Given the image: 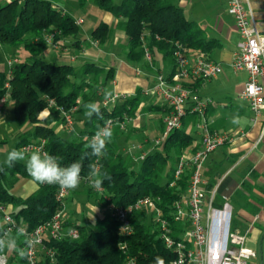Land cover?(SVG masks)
Listing matches in <instances>:
<instances>
[{"label": "trees", "instance_id": "16d2710c", "mask_svg": "<svg viewBox=\"0 0 264 264\" xmlns=\"http://www.w3.org/2000/svg\"><path fill=\"white\" fill-rule=\"evenodd\" d=\"M94 2L120 20L116 27L99 23L91 33L92 39L104 45L109 43L115 31L123 32L126 42L119 47L125 49V59L132 64L146 62L147 46L152 53H161L164 60L169 62L170 72H167V76L171 78L176 70V43H182L188 50H210V42L204 31L188 19L175 0H122L119 4L114 0ZM54 30L57 31L55 40L59 41L78 36L80 26L73 16L53 5L51 0L0 1V42L11 47L23 46L29 54L13 65L10 82L15 121L20 128L26 125H32V128L17 134L13 148L21 149L30 141L46 138L47 152L59 157L62 166L76 161L82 163V178L88 177L90 164H98L103 181L101 186L115 205L128 206L149 195L158 198L159 207L172 218L175 202L187 194L190 181L189 168L177 179L175 169L181 154L191 147L194 138L184 128L176 129L161 148L155 149L141 161L138 169L133 168L134 155L122 152L118 144L125 134L119 122L136 115L141 93L138 91L135 96L121 98L111 110L100 105L99 117L93 115L91 119L86 118L83 105L97 102L91 80L95 85L105 87L114 78L115 69L95 62H85L79 68L74 64L46 60L44 54L48 45L44 33ZM6 80L7 72L0 73V97L5 92L3 86ZM99 95L103 97L105 93ZM49 100L66 110L77 107L79 120H84L79 138L65 137L56 130V124L62 121L60 109L51 108L45 121L39 118L48 107ZM41 115L44 117L46 111ZM110 119L117 123L112 127L113 137L106 146L105 154L100 158L91 156L90 149H86L88 141L97 126H103ZM86 151L89 153L87 156ZM8 176L14 179L11 186L6 183ZM19 176L31 178L24 162H16L11 168L0 163V202L12 204L17 222L33 230L63 208L57 200L59 186L38 183V189L23 198L11 191ZM89 188L92 193L94 188ZM96 199L104 210L103 216L95 224L66 220V230L76 228L80 237L48 239L46 244L56 251V257L52 260L44 256L40 264H124L122 243H127L128 252L136 258L137 264H155L158 256L164 260V264H169L175 257L165 246L151 216L136 213L132 217L133 233L123 236L119 233V223L112 215L109 203L99 194ZM173 224L181 230V223Z\"/></svg>", "mask_w": 264, "mask_h": 264}, {"label": "crops", "instance_id": "0c3cea01", "mask_svg": "<svg viewBox=\"0 0 264 264\" xmlns=\"http://www.w3.org/2000/svg\"><path fill=\"white\" fill-rule=\"evenodd\" d=\"M0 1L9 2L11 0ZM51 1L53 5L73 16V13L69 11H74V8L66 7L68 0ZM86 1L84 0L83 3H86ZM88 1L95 4L94 0ZM114 1L116 2V0ZM121 1L116 3L119 4ZM241 1L250 10L251 17L260 33L264 34V0ZM80 2L82 4V0ZM175 3L184 9L189 20L195 22L204 31L206 39L210 42V50L208 51L189 50L191 60L203 55L223 66V72L216 77L204 82L189 83L193 85V89L202 98L209 99V103L204 115L189 114L184 118L182 128L194 138L191 147L184 152L193 153L200 147L203 134L201 125L203 123L208 124L210 131L226 133L229 136L230 139L219 145L205 162L203 172L205 187L208 197L215 191L216 204L223 201L222 197L224 195L229 196L234 209L233 228L242 233H247L246 246L255 253L247 264H264V134L262 137L264 111L259 117H255L248 101L239 97L247 82L248 72L245 70L237 71L231 65L240 40V33L234 17L228 11L229 0H175ZM106 12L108 15L103 22L116 27L120 18L108 11ZM123 35L126 40L125 34ZM70 41L76 44L78 60L74 56L67 58L66 52L71 51L68 48ZM58 42L61 46L67 47L59 51L60 56L55 58V63L74 64L80 68L85 62H95L101 66L115 69L114 78L103 87L105 96H109L116 91L126 93L129 97L135 96L138 91L141 93V101L136 110V115L127 121L125 134L121 137L128 142L127 147L120 148L122 152L127 154L130 147L136 146L133 155L138 156L142 152L148 155L155 149H159L160 147L152 144L148 138H140L142 131L140 125H138L139 118L147 114L152 117V129L162 134L164 130L163 119L169 111L165 101L158 95L143 94L144 89L154 85L156 76L159 74L152 70L156 68L154 64L150 66H146L148 62L132 64L124 58L125 56L122 57L113 52L107 54V57H102L103 47L106 44H98L92 39L91 35L85 40L73 36L62 38ZM58 48L55 49L58 51ZM157 53L158 58H161L159 68H164L163 73L167 74V72H170V66L166 67L163 63L165 62L163 55ZM28 55L23 46L11 47L0 42V73H8L10 60L15 58L20 62ZM77 61L80 62L76 64ZM48 115L49 113L46 111V115L44 117L40 115L39 118L44 120ZM3 116L0 120V126H6L3 124ZM234 119L236 122H233ZM30 128H32L31 125H26L18 131L23 132ZM56 128L65 137H67L66 132L70 134L72 132V130L63 129L61 124L57 125ZM145 128L148 129V126ZM6 129L9 133L14 131L13 127L10 126H6ZM242 133H245V135H242ZM129 140H139V142H129ZM7 151L5 146L0 147V153L6 155ZM140 163L134 157L133 168L138 169ZM82 185L83 181H81L78 188L70 190L66 199L67 220H71L73 223L85 222V217H82V213H84L88 219L86 221L95 224L103 216L104 210L100 202H97V192L92 193L93 195L89 194L90 189H84L83 191ZM38 187V182L32 178L24 177L17 181L11 191L17 196L26 198L35 192ZM89 197L96 203L89 200ZM83 207L88 209L87 212H83ZM235 210L238 214L236 226H234ZM2 227L3 219L0 212V230ZM6 253L10 256L9 264H26L25 259L20 258L16 252Z\"/></svg>", "mask_w": 264, "mask_h": 264}, {"label": "built area", "instance_id": "2783aa9c", "mask_svg": "<svg viewBox=\"0 0 264 264\" xmlns=\"http://www.w3.org/2000/svg\"><path fill=\"white\" fill-rule=\"evenodd\" d=\"M228 11L234 17L240 33V40L231 65L237 71L245 70L248 72L247 82L239 97L248 101L255 117H259L264 111V34L260 33L251 17L250 10L241 0H229ZM83 22V19L76 20L78 25ZM56 33L55 30L44 33L48 47H59L58 41L55 40ZM174 58L176 70L172 77L159 73L154 85L143 90L145 95H158L169 107V111L163 119L164 130L161 136L155 140V146L160 148L170 133L182 128L185 117L189 114L204 115L205 113L209 99L202 98L189 83L208 81L223 72V66L220 63L203 55L191 60L189 50L182 43H176ZM144 59L153 65L154 56L147 46L145 47ZM17 62L19 60L15 58L9 61L10 69L3 86L5 92L0 97V120L6 104L11 101L12 84L10 79L12 67ZM128 96L126 93L116 91L105 96L101 105L111 110L121 98ZM53 107L60 109L65 126L69 130H74V115L77 107L66 110L58 107L55 101L49 100L48 113ZM129 120L131 118L119 122L122 129H126ZM108 122L111 127L117 123L114 119H110ZM201 127L203 134L200 147L193 153L183 152L174 173L177 179L186 169H190L187 195L182 200L175 202L172 216L174 222L181 223V230L174 226L172 218L166 216L159 207L158 198L148 195L139 198L135 203L128 206H117L111 202V197L103 186L93 187L88 177L82 178L81 181L89 183L97 194L103 196L109 203V209L119 223L118 230L121 235L128 236L133 233L132 217L136 213L142 212L151 216L165 246L175 254L169 264H247L255 253L246 246L247 233H242L233 228L234 209L231 200L229 196L224 195L223 201L216 204L215 191L208 197L203 176L205 162L211 153L230 138L226 133L210 131L207 123H203ZM263 134L264 131L262 137ZM46 144L47 139L40 138L28 142L21 149H24L26 154L33 151L47 152ZM135 148L136 146L130 147L128 153L133 155ZM146 156V153L143 152L138 156L134 155L135 159L140 162ZM96 168L99 170L98 164ZM173 184L174 182H172ZM69 193L70 190H63L59 187L57 200L63 208L52 219L38 225L33 230H29L26 225L17 222L12 204L0 202L3 231L11 230L15 233L17 227L23 226L29 235L36 236L40 240V244L31 250L30 259H25L26 264H40L44 256L55 260L56 251L47 246L46 241L48 239H60L62 237L78 239L80 237L78 229L66 230L64 226L67 220L66 199ZM121 248L125 253L124 264H137L136 258L128 252L127 243H122ZM9 262L8 253L0 255V264H9Z\"/></svg>", "mask_w": 264, "mask_h": 264}, {"label": "clouds", "instance_id": "9594fccd", "mask_svg": "<svg viewBox=\"0 0 264 264\" xmlns=\"http://www.w3.org/2000/svg\"><path fill=\"white\" fill-rule=\"evenodd\" d=\"M86 118L93 115L100 116V105L97 102H89L83 105ZM233 122H236L234 119ZM113 137V129L109 122L97 129L88 141L86 149H90V155L100 158L105 154L106 146ZM89 155L86 151L85 156ZM16 162H24L28 175L39 184L58 185L63 190H75L81 183L82 163L73 162L62 166L60 158L50 155L48 152L33 151L26 154L24 149L13 148L8 152L4 164L11 168ZM88 179L93 187L99 188L102 184L100 172L95 165H89ZM40 244L36 236L29 235L25 227H17L15 233L4 230L0 234V255L6 252H16L22 259H30L31 250ZM155 264H164L161 257H156Z\"/></svg>", "mask_w": 264, "mask_h": 264}, {"label": "rangeland", "instance_id": "374dc122", "mask_svg": "<svg viewBox=\"0 0 264 264\" xmlns=\"http://www.w3.org/2000/svg\"><path fill=\"white\" fill-rule=\"evenodd\" d=\"M117 1H120V0H116V2ZM83 2H84V0H82V4H81L80 0H68L67 1V4H66L67 5L66 7L67 8L73 7L74 8V9L72 8L74 11H69V12H72L73 13V16H74V18L76 20L83 19L84 22L81 23V24H79V26H80V32L78 34V37L80 39H82V40H85L86 38L89 37V35H91V33L95 29V27L99 23H101V22H103L105 20V17L108 14H107V12L105 10H103V9L99 8L98 6H96L92 1H88L87 0L86 3H83ZM123 34L124 33L121 32V31H119V30H117V31L114 32V34H113L112 38L110 39L109 43H107L103 47V56L102 57H107V54H109L111 52H113L114 54H119L122 57H124L125 49L123 47H119V46H122V44L125 43V41H126ZM58 45H59L58 51L55 48H51V47H48L47 48V50L45 51V54H44V58L46 60L52 61V62L56 61L55 58H59V56H60V52L59 51L67 47V46H61L59 44V42H58ZM75 45L76 44L73 41H70L68 43V48H70L71 51L66 52V55H67V58L68 57L71 58V56H74V57H76V60H78L79 57H78V55H76V53H77L76 52L77 47ZM157 55H158L157 52L154 53L155 59L153 60V64H154V66L156 68L155 69H152V70H154L158 74V73H163V69L164 68L163 69H160L159 68L160 63H161L160 62L161 61V58L160 57L158 58ZM79 62L80 61H77L76 64H78ZM163 63L167 67L169 62L165 60V62H163ZM90 84L92 86V89L94 90L93 92L95 93V95L97 97V103L99 105H101V101H102V99L105 96L102 97L99 94L102 93V92H105L104 88L103 87H100L99 85H95L92 80H91ZM45 110L48 112V109L47 108ZM45 110H43L42 112H44ZM42 112H41V114H42ZM3 115H4L3 116V118H4V123L3 124H5L6 126L13 127V129H14V131L12 133H9L8 130L6 129V126H0V147L1 146H3V147L5 146L7 148V150H8L7 151V154H8L9 150L11 151V149L15 146V144L17 142V134L19 133L18 130L21 129L17 125V123L15 121L14 106H13V102L12 101H9L6 104ZM79 117H80L79 114H75L74 115V118H75L74 128H75V130H72L73 133L71 132V134L69 132L68 133L66 132V134H67L66 136L68 138H79L80 137L79 131L83 129V121L84 120H79L80 119ZM151 118L152 117H150L147 114L142 115L139 118L138 125H140L141 131H142L141 132V135H140V138L141 139L148 138L152 144H155V140L158 137L161 136V133L159 134L157 131H155L154 129H152V127H151L152 126V119ZM157 118H158V116H157ZM45 119L44 120L41 119V120L45 121ZM78 122H80V123H78ZM60 124H61V126H62L63 129L68 130V128L65 126V123H63V121H60V123H57L56 126L57 125L59 126ZM146 126H148V129L145 128ZM3 131H4V133H3ZM14 133H15V135H14ZM119 140L120 141L118 142V144H119V146H120L121 149L127 147V145H128L127 143L128 142L125 139L120 138ZM130 141L131 140H129V142ZM131 142H139V140H137V141H131ZM6 155H4V153H0V163H3L4 162V160L7 157ZM22 178H24V177L19 176L18 179L20 180ZM13 181H14V179H12L10 176H8V178L6 180V183L8 184V186H11V183H13ZM81 187L83 188V191H84V189H90V188H87V187H90V184L89 183H83V185ZM92 193H96V190H94ZM92 193H89V194H92ZM89 200H91L90 197H89ZM91 201L94 202V203H96V201H94V200H91ZM97 202H98V200H97ZM87 210L88 209H86V207H83V212L84 211L87 212ZM82 217H85V219H84L85 221L88 220L86 218V215L84 213H82ZM236 218H238V214H237V212L235 210L234 226H236L235 225L236 222H237ZM79 221L82 222L81 220H79Z\"/></svg>", "mask_w": 264, "mask_h": 264}]
</instances>
